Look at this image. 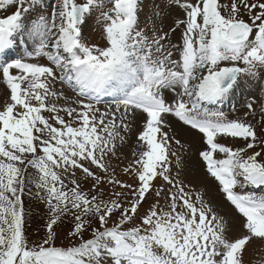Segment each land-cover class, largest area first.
I'll return each mask as SVG.
<instances>
[{
	"label": "snow or ice",
	"instance_id": "1",
	"mask_svg": "<svg viewBox=\"0 0 264 264\" xmlns=\"http://www.w3.org/2000/svg\"><path fill=\"white\" fill-rule=\"evenodd\" d=\"M174 7L184 18L165 30ZM0 11V264H253L264 194L244 189L264 187V0H0ZM89 21L103 44L88 42ZM242 83L257 93L248 111H209ZM104 97L114 107L101 110ZM168 116L201 134L198 156L239 219L186 181ZM31 205L43 206L37 241Z\"/></svg>",
	"mask_w": 264,
	"mask_h": 264
},
{
	"label": "rangeland",
	"instance_id": "2",
	"mask_svg": "<svg viewBox=\"0 0 264 264\" xmlns=\"http://www.w3.org/2000/svg\"><path fill=\"white\" fill-rule=\"evenodd\" d=\"M149 8H150V4L146 3L144 12L145 13L148 12ZM12 10H13L12 8H9L7 11L11 12ZM166 12L168 13V17L165 21V30H168V28L172 26L173 18H180V19L184 18V14H181L182 11L179 8L174 7L172 9H166ZM6 14H7L6 12L0 11V16L6 15ZM143 19H144V13L141 14V20ZM181 31L182 30L180 28H177L176 31L171 34V40L173 43L178 42V39L181 35ZM85 35L88 38L89 43H100V44L104 43V41H102L100 38V32L97 30L96 25L92 21H89V25L85 29ZM7 94L8 92L6 89V85L2 82V80H0V101H3L6 98ZM256 94L257 93L255 91L248 90V85H245L242 83L240 88H238L236 92L233 93V95L235 96L233 100L235 102V105L233 107H228V106L223 107V103H221V106L218 105L214 109H216L215 111H219L222 108L223 111L226 112L225 114L229 115L230 117L242 116L244 112L248 111V109L245 106L246 103L248 102V98L249 97L254 98ZM168 95L170 96V94ZM110 105L114 107L113 103ZM110 105L99 107V108L103 110ZM249 119H251V117H249ZM259 119H260V116L257 110V115L255 117V120H253V122L255 123ZM169 122L172 124L173 129L179 133L178 138L181 139L182 144L185 145V151L183 154L187 157V163H188V168L184 174L186 181H191V183L195 185L198 190L201 187L207 189L208 196L211 197L214 204L218 205L220 209L228 216L239 219V217L237 216L235 212L234 207L225 199L224 194L219 191L217 182L213 178L209 177L207 172L204 169V164L198 156V151L201 149V137L198 134V132L187 129L185 126L177 124V123H173L170 120ZM134 128L136 131L132 134L129 140V146L125 147L123 150L124 155L128 157L129 159H131V147L135 146L136 144V139H135L136 134L138 133L139 130H141V121L139 119L136 121ZM222 142L227 143V144H237V145L242 144V141L240 140L233 141L232 139L222 140ZM188 145H191L190 151L187 150ZM179 147H180L179 145H175L173 143V148L179 149ZM127 162L128 161L126 159L124 163L126 164ZM237 191H240V189L237 188ZM244 191L256 192L259 195V194H264V187L255 189V187L249 186L245 188ZM24 199H25V204L30 206L29 198L25 196ZM146 207H147V204L145 205V208ZM31 209H32V216H33L34 214H40L43 211V206L41 205L40 208H36L35 205H31ZM56 230L58 233L57 240H56L57 245L67 244L68 241L63 239L66 233L59 235L60 234L59 227ZM30 232L32 233V235L30 234L31 241H37L43 237L44 228L43 226L36 225L30 228ZM85 238L86 239L90 238V232L85 233ZM247 255L252 256L251 248ZM262 261H264V250H261V252L256 254L253 260V264H261Z\"/></svg>",
	"mask_w": 264,
	"mask_h": 264
},
{
	"label": "trees",
	"instance_id": "3",
	"mask_svg": "<svg viewBox=\"0 0 264 264\" xmlns=\"http://www.w3.org/2000/svg\"><path fill=\"white\" fill-rule=\"evenodd\" d=\"M25 205H26V207H28L27 204H25ZM41 213L40 214H34L33 216H32V213H31V219H30V222H29V226L27 227V235H28V238H29L30 241H31L30 234L32 235V233L30 232V228L33 227V226H36V225L43 226V224H44V220L41 218ZM59 230H60V234L59 235L65 234L69 230V225L67 223L62 224V225L59 226Z\"/></svg>",
	"mask_w": 264,
	"mask_h": 264
},
{
	"label": "bare ground",
	"instance_id": "4",
	"mask_svg": "<svg viewBox=\"0 0 264 264\" xmlns=\"http://www.w3.org/2000/svg\"><path fill=\"white\" fill-rule=\"evenodd\" d=\"M235 98V96L232 94V96L230 98H227L225 100V102L229 103V104H234L235 105V102L233 101ZM170 121H172L173 123H177V124H180L182 125L178 120H176V118L172 117V116H168L167 117ZM184 126V125H183ZM186 127V126H185Z\"/></svg>",
	"mask_w": 264,
	"mask_h": 264
}]
</instances>
